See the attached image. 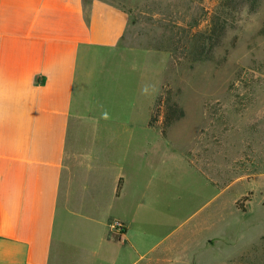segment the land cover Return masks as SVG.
<instances>
[{
	"label": "rangeland",
	"instance_id": "1",
	"mask_svg": "<svg viewBox=\"0 0 264 264\" xmlns=\"http://www.w3.org/2000/svg\"><path fill=\"white\" fill-rule=\"evenodd\" d=\"M113 2L129 21L121 71L91 113L140 125L153 93L167 139L138 135L128 156L121 141L106 174L128 185L121 200L107 190L102 213L128 222L150 264H264V0ZM138 85L149 99H134ZM69 226L68 239L91 251L70 248V258L120 257L97 255V240ZM108 229L121 238L125 226Z\"/></svg>",
	"mask_w": 264,
	"mask_h": 264
},
{
	"label": "crops",
	"instance_id": "2",
	"mask_svg": "<svg viewBox=\"0 0 264 264\" xmlns=\"http://www.w3.org/2000/svg\"><path fill=\"white\" fill-rule=\"evenodd\" d=\"M128 22L113 0H0V264H81L70 248L91 251L68 239L71 224L97 240V255H123L109 264H150L128 222L101 205L107 190L125 195L123 174H106L121 141L128 156L138 135L167 139L154 124V94L140 125L91 113L121 71L115 51ZM139 96L149 99L138 85ZM111 220L124 224L121 238Z\"/></svg>",
	"mask_w": 264,
	"mask_h": 264
},
{
	"label": "trees",
	"instance_id": "3",
	"mask_svg": "<svg viewBox=\"0 0 264 264\" xmlns=\"http://www.w3.org/2000/svg\"><path fill=\"white\" fill-rule=\"evenodd\" d=\"M221 30H222V28H220V29H219V32H220ZM219 32H218V33H219ZM119 184H120V183H119ZM119 184H118V187H117V189H119V186H120ZM247 197H248V196H246V197L242 198V201H246V200H247Z\"/></svg>",
	"mask_w": 264,
	"mask_h": 264
}]
</instances>
